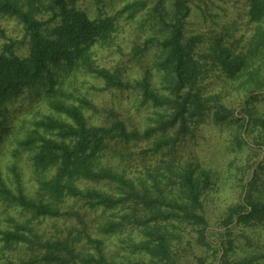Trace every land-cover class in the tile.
I'll return each instance as SVG.
<instances>
[{"label": "trees", "instance_id": "trees-1", "mask_svg": "<svg viewBox=\"0 0 264 264\" xmlns=\"http://www.w3.org/2000/svg\"><path fill=\"white\" fill-rule=\"evenodd\" d=\"M77 1L0 0V16L18 21L29 39L26 55L18 52L21 42L15 39L9 38L0 48V155L4 149L3 154L9 152L12 158L5 165L0 162V203L17 207L20 215L9 217L15 228L0 231L1 240L31 250L35 258L24 264L37 260L43 264H182L178 259L181 231L195 228L205 243L215 244L206 232L204 203L211 171L199 170L200 163L197 168L189 161L167 173L165 156L173 155L169 152L172 137L164 140L163 133L173 130L183 135L209 119L223 122L233 116L232 110L206 94L205 82L214 72L228 79L251 75L264 48V0L249 2V17L258 27L247 48L229 44L231 31H227L213 41L208 56L198 52L200 57L195 52L200 37L186 36L192 0H170L168 12L159 13L167 28L159 41L163 56L157 63L163 91L153 86L147 69L141 79H133L122 68L97 64L93 48L114 39L120 16L91 18ZM0 36L7 37L1 23ZM86 77L100 80L102 86H87ZM94 88L136 90L144 100L170 109V117L161 114L159 126L140 129L128 122L119 107H111L100 120ZM254 91L250 90L245 105L259 98ZM22 95L27 101L23 107L31 106L38 114L14 124L8 102ZM249 117L251 124L254 119ZM256 119L264 129V117ZM158 130L161 137L148 148L161 155L157 168L145 166L146 172L138 175L130 164L132 146L150 140ZM113 152L120 161L110 158ZM262 170L260 164L253 183ZM23 175L31 177L32 193L23 186ZM162 181L169 185L163 187ZM44 218L55 220L58 231L52 237L39 231L38 221ZM224 222L226 228L229 224L264 226V197L248 192L244 201L228 209ZM226 230L216 244L224 250L222 264H263L260 254L227 259L235 243L228 236L231 228ZM108 245L117 248L115 255L129 254L117 258Z\"/></svg>", "mask_w": 264, "mask_h": 264}, {"label": "rangeland", "instance_id": "rangeland-1", "mask_svg": "<svg viewBox=\"0 0 264 264\" xmlns=\"http://www.w3.org/2000/svg\"><path fill=\"white\" fill-rule=\"evenodd\" d=\"M249 2L250 0L191 1L186 36L200 37V42L195 47L196 57H200L198 52L202 53L201 56H208L212 51L210 45L213 41L222 37L227 31H231L228 37L229 44H236V49L239 50L247 48L244 46L250 43L258 27L257 22L249 17ZM169 3L170 0H78V6L88 12L91 18L116 14L120 16L114 39L109 44H97L93 48L97 64L109 69L122 68L133 79H141L147 69L151 72L153 86L163 91L160 88L162 77L157 71V63L163 56L159 41L166 35L167 28L159 20V13L165 15ZM158 4L160 11L156 9ZM128 5H131L130 8H127ZM0 23L7 32L6 38L0 36V48L9 38L15 39L21 42L20 47L17 48L18 52L26 55L29 39L25 36L22 25L15 19L4 16H0ZM149 40L152 41L151 44L148 43ZM255 60L256 64L249 77L228 79L221 72H214L205 82L206 94L217 98V101L212 99L211 101L224 104L227 109L233 111V116L229 120L216 122L209 119L207 123L192 128V132L183 135H177L173 130L163 133L164 140L172 137L170 145L172 150L169 152H173V155L165 156L169 159L167 173L169 169L175 170L179 165L189 161L190 164H196L197 168L200 163L199 170L206 168L211 171L204 203L209 222L206 232L211 243L215 242V244L211 246L205 243L195 228L188 227L189 230L181 231L183 234L178 248V259L182 264H222L224 250L218 249L216 244L222 242L220 232L225 233L228 228H231L228 236L233 238L235 245L228 251L227 259L233 261L242 257H257L260 254L263 256L260 261L264 264V226L234 227V224H229L226 228L224 222L228 209L244 201L248 192L256 197H264V170L260 178L253 183L256 169L260 164L264 165V129L256 121V118L264 117V48L259 51ZM252 76L255 79H251ZM86 80L87 86H102L100 80L91 77H86ZM251 89H256L252 94L257 93L260 96L245 105ZM92 92L99 106L100 112L97 118L100 120L106 118L111 107H119L128 122L140 129L159 126L161 114L165 116L164 119L170 117V109H164L144 100L136 90L122 93L94 88ZM26 102L25 95L8 102L9 118L14 124H21L22 120H31L38 114V111L31 106L23 107ZM250 115L254 119L251 124ZM246 120L247 124H245ZM160 137L161 132L158 130L150 140L133 144L130 164L134 165L133 170L138 175L146 172L145 166L148 169L157 168L156 163L160 161L157 158H161V155H155L148 148ZM3 150L0 162L5 165L12 158L9 152L4 155ZM110 155L113 160L121 159L114 156V152ZM26 161H28L27 156L24 155L22 163ZM3 171L7 172L5 167ZM176 180L177 177L173 180L174 186ZM22 181L27 192L32 193L31 177L23 175ZM161 185L167 187L169 184L162 181ZM17 210V207L9 203H0V231L15 228V223L10 221L9 217L19 218ZM38 222L39 231L46 238L52 237L53 233L58 231L54 226L55 220L51 218H44ZM59 223L60 229H63L62 222ZM108 246L117 258L129 254L121 252L115 255L117 248ZM132 257L136 258L135 256L130 258ZM33 258L35 256L24 244L5 245L0 234V264H24ZM32 264H43V262L37 260Z\"/></svg>", "mask_w": 264, "mask_h": 264}]
</instances>
